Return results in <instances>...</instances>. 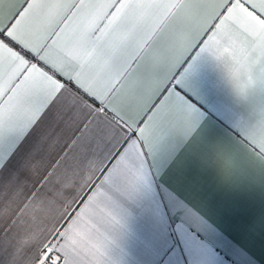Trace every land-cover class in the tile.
<instances>
[{
  "label": "snow or ice",
  "instance_id": "obj_1",
  "mask_svg": "<svg viewBox=\"0 0 264 264\" xmlns=\"http://www.w3.org/2000/svg\"><path fill=\"white\" fill-rule=\"evenodd\" d=\"M18 21L19 40L9 32ZM33 23L39 29L36 38L25 32ZM20 41H42L40 54ZM0 42L23 60L21 64L10 54L0 60V153L26 136L54 102L58 106L52 117L59 114L55 128L67 126L73 132V151L66 145L57 152L26 198L55 183L61 168L96 157L90 178L57 221L61 231L78 213L87 227L104 209L117 205L125 219L137 208L152 211L150 150L157 146L162 125L181 132L190 124L176 69L193 50L215 56L242 96L264 103V0H20L0 27ZM56 64L72 75H64ZM69 86L87 103L65 105ZM129 97L132 106L125 104ZM117 131L125 139L106 158ZM245 131L238 135L244 162L264 173V110ZM10 161L11 154L0 172ZM93 197L95 203L86 210ZM197 224L202 225L198 217L178 224L187 245L186 252L181 250L184 264H227L226 253L209 247ZM53 233L49 237L54 241L59 232L54 228ZM53 254L56 264H71L67 253L50 244L39 248L34 264L42 259L48 264Z\"/></svg>",
  "mask_w": 264,
  "mask_h": 264
},
{
  "label": "crops",
  "instance_id": "obj_2",
  "mask_svg": "<svg viewBox=\"0 0 264 264\" xmlns=\"http://www.w3.org/2000/svg\"><path fill=\"white\" fill-rule=\"evenodd\" d=\"M19 3L0 0V27ZM20 26L18 21L9 30L14 39L19 40ZM25 32L38 37L37 24L25 26ZM20 42L40 54L42 41ZM224 51L229 52L227 46ZM8 54L23 63L0 42V60ZM54 67L72 75L59 64ZM176 75L191 120L181 132L162 125L157 146L150 150L155 184L151 212L137 208L131 218L125 219L122 205H117L104 209L87 227L82 226L78 213L61 231L57 221L90 178L96 165L94 155L82 164L61 168L55 183L50 182L39 195L26 198L55 154L66 145L69 152L73 151V132H67V126L62 131L55 128L59 114L52 116L58 102L26 136L18 137L0 153V168L11 154V163L0 172V264H34L39 248L49 244L67 253L71 264H184L181 250L186 252L187 245L178 224L192 217L202 222L194 226L209 247L226 253L227 264H264V173L244 162L238 137L246 135L245 126L264 110V103L258 97L242 96L224 64L206 52L189 53ZM77 84L84 87L80 80ZM72 102L78 106L87 103L83 94L65 87L64 103ZM125 104L132 106L133 98ZM124 139L125 134L117 131L106 158ZM230 157H235L232 163ZM95 201L93 197L86 202V210ZM54 228L59 236L53 241L49 233ZM57 259L53 254L48 264H56Z\"/></svg>",
  "mask_w": 264,
  "mask_h": 264
}]
</instances>
